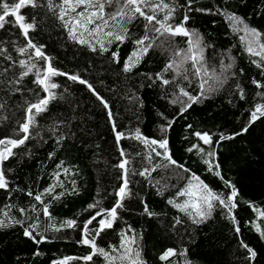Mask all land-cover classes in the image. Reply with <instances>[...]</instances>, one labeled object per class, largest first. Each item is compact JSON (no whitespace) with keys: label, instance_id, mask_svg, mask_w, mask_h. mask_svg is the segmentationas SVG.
Here are the masks:
<instances>
[{"label":"trees","instance_id":"16d2710c","mask_svg":"<svg viewBox=\"0 0 264 264\" xmlns=\"http://www.w3.org/2000/svg\"><path fill=\"white\" fill-rule=\"evenodd\" d=\"M164 2L176 9L167 23L175 26L187 14L189 20L184 26L203 38V67L207 69V76L203 70L199 77L194 76L195 69L190 61L183 63L181 75L173 70L164 71L173 60L181 63L183 53L181 56L174 53L187 47V37L183 36L160 37L132 71L125 73L124 64L137 47L134 41L145 35L147 21L142 17L126 25L127 39L123 43L114 40L109 43L111 38H103L107 50H101L100 44L91 38H88L89 44L70 39L60 22L51 14L45 15L44 10H39L37 30L30 33L33 42L43 45V51L52 57L54 68L89 81L109 103L117 131L125 135L119 148H123L129 158L130 169L138 171L160 165L147 179L130 175L131 196L124 200V207L117 210L118 218L113 227L95 237L98 221L103 218L97 217L88 225L87 238L95 237L98 247L118 257L123 249L111 252L110 246L119 248L120 233L136 236L137 243L130 246L135 249L139 245L145 264H264V237L257 231V227L264 231V216L260 215L264 212V117L251 124L246 133L216 143L221 134L227 136L239 132L248 122L255 105L264 104V96L260 95L264 88H257L253 83L264 84V71L252 62L259 61L260 57L248 53L246 45L251 37L234 30L227 18L228 14L235 13L249 27L264 33V0H192L191 10L188 0ZM166 12V9L158 11L157 19L163 20ZM157 35L149 32L152 38ZM0 40L6 42L4 46L14 59H27L13 50L14 46L26 43L18 29L6 25L0 30ZM93 46L96 51L92 50ZM113 52L118 53V63L112 57ZM228 64H232V68L224 71L222 65ZM5 66L7 62L0 57V68ZM13 71L19 73L21 69L16 67ZM157 73H162L165 79H174V83L162 86L159 80L153 83L147 78H155ZM213 74L221 80L227 77L222 86L209 79ZM32 79L31 76L25 78L23 86L35 89ZM52 79L60 85L55 90L58 96L64 98L53 101L48 111L37 117L39 126L31 130L34 138L14 149L17 155L3 163L9 187L8 190L0 189V220L9 226L0 227V264H61L62 259L66 260L65 264H106L99 255L93 256L92 261H84L82 257L90 254L92 249L81 241L85 222L97 211L111 209L118 199L116 192L122 183L121 170L115 166L121 157L115 134L107 111L84 85L66 76ZM201 79L208 80L205 90L210 85L216 90L206 91V99L193 104L181 115V104L170 103L174 94L179 95L177 85L197 95ZM241 89L243 99L240 98ZM3 95L0 92V96ZM133 96H138L139 100L130 99ZM26 99L34 100L35 97L29 92L11 97L9 103L13 108L7 113L10 119L0 122V138H19L15 131L16 121L23 118V111L16 105L23 104ZM160 113L168 120H174L166 132L160 131V126L166 124ZM61 121L59 131L53 135L49 129ZM136 129L148 138L166 137L169 153L183 168L170 165L155 153H151L149 164L144 157L151 149L134 138ZM196 132L208 133L213 144L205 145L194 135ZM61 134L65 139L57 144L56 137ZM193 145H199L204 152L196 148L188 151ZM156 150L163 152L158 147ZM209 151L215 155L208 156ZM50 153H54L51 158ZM206 160L211 162V171ZM217 171L219 176L215 174ZM193 174L222 198L230 194L229 184L234 185L238 192L237 206L229 212L228 208L213 201L209 219L193 224L186 213L169 203V200L190 203L196 199L195 196L178 195L190 182L197 183L191 180ZM53 185L56 187L51 194L45 192ZM29 192L33 195L29 196ZM40 194L42 203L34 199ZM141 201L155 215L145 214ZM45 205L50 216L44 215ZM20 209L26 211L21 213ZM5 211L8 217L3 216ZM230 216H234L235 221ZM177 218L181 220L180 224H175ZM15 220L22 223H12ZM67 221H74V226H67ZM33 224L35 230L29 227ZM237 226L239 233L235 231ZM25 228L37 239L41 236L47 239L37 244L24 236ZM125 240L127 244V237ZM241 241L256 251L254 260L246 258L248 253ZM168 249H175L177 255L161 260V255ZM185 250L186 254L181 255ZM115 264H128V261L117 259Z\"/></svg>","mask_w":264,"mask_h":264},{"label":"snow or ice","instance_id":"6c2138e0","mask_svg":"<svg viewBox=\"0 0 264 264\" xmlns=\"http://www.w3.org/2000/svg\"><path fill=\"white\" fill-rule=\"evenodd\" d=\"M192 0H188L189 10H191L190 5ZM167 10L163 20L157 19V13L161 10ZM27 10V11H25ZM39 10H44L45 15L51 14V16L60 22V25L67 30L68 37L74 41H77L80 44H89L90 41L88 38L96 40L100 44L101 50H107L104 48L103 38H111L108 40L109 43L112 41H118L123 43L127 39L128 29L127 24L132 23L134 20L142 17L147 21L145 24V35L138 38L134 41L137 45L135 51L128 57L127 61L124 64L123 71L128 73L140 62V60L148 54L149 50L155 45V41L160 37H176L184 36L187 37L188 48L186 50L180 49L175 51V56H181L183 53V59L181 63L177 64L175 60L165 66L164 71L173 70L177 75H181V69L185 61H191L192 67L195 69L193 72L194 76H200L201 71L203 70L204 75H208L207 69L203 67L204 65V45L203 38L194 31H189L184 25L188 22L189 16L185 14L180 23L173 26L170 23H167L173 18V14L176 11L175 8H170L164 0H160L159 3L155 0H13L12 3L6 2V0H0V30L5 29L6 25H10L13 28L19 30V35L24 38L26 43L23 46H14L13 50L20 57H27V59H14L11 52L8 48L5 47V41L0 40V57L7 62V66L0 68V92H3L4 95L0 96V122L7 121L10 119V116L7 114L12 111L13 105L9 103L12 96L17 94L23 96L25 92L32 93L35 97L34 100H25L23 104L16 105V107L22 109L23 118L17 120V128L15 129L18 139H13L10 137L0 138V189L8 190L9 182L5 175L3 168V163L9 158L17 155L14 149L19 148L25 143L33 139L32 129L38 127L37 117L41 114L48 111L49 105L57 100L63 99L62 95L57 94L56 89L60 88V85L53 81V77L56 76H66L69 80L78 82L81 85H84L88 91H90L96 99L100 102L103 108L107 111V117L109 122L112 124V131L115 134V141L119 148L120 141L125 138L124 133L117 131V125L113 118V112L109 106V103L102 97L94 88V86L89 83V81L81 78L78 75H70L65 72H60L58 69L52 66V57H49L43 51V45H37L33 42L30 33L35 32L39 26V21L37 16L40 14ZM196 11L207 12L210 10L206 9H196ZM151 13V14H149ZM228 20L234 26V30L243 31L246 36L251 37L248 40L246 48L249 54L252 56L260 57L259 61H252L256 64L258 68H261L264 71V42H262V37L264 33L259 32L255 28L249 27L242 17L237 16L235 13L228 14ZM157 25H159L157 27ZM151 26V27H150ZM242 26V27H241ZM149 32H155L158 34L155 38L149 36ZM242 39H244L242 37ZM14 43V42H13ZM93 51H96L95 46L92 47ZM112 57L115 62H119L118 53L113 52ZM40 62H43L42 64ZM197 65H200L199 67ZM19 67L21 71L15 73L13 69ZM224 71H228L232 68V64L222 65ZM186 71V70H185ZM242 71V70H241ZM11 73V75H9ZM235 75V73H232ZM33 77L32 83L36 86L35 89L25 88L23 82L27 77ZM149 80H152L153 83L156 80H159L162 86H167L171 83H174L173 80L165 79L162 73H157L155 78L152 76L147 77ZM184 79H188V76H184ZM209 79L214 80V82L222 86L224 80L227 79L225 76L223 80L219 76L213 74L209 76ZM256 84L257 88H264V84H261L259 81H253ZM205 84H208V80L201 79L199 84V93L197 95H192L190 92L185 90L183 87L179 88V95L174 94V98L170 100V103L176 104L180 103V114L182 115L193 104L200 103L202 99H206V91L212 92L216 89L211 85L207 90H205ZM151 86V85H149ZM239 88V85H237ZM67 91V89H65ZM260 95L264 96V93ZM181 97L186 99H181ZM240 98H244L243 90H240ZM130 99L139 100L138 96H133ZM142 106V105H141ZM14 114V113H13ZM162 119L166 121V124L160 126L161 132H166L171 128L174 120H168L163 113L159 114ZM264 117V104H256L254 110L251 111L248 122L241 128L239 132H236L232 135L221 134L220 141L226 139H233L235 136L242 135L249 130L251 124H253L258 119ZM63 123L57 122V125L53 128H50L49 131L53 135L59 131V124ZM188 127H191L189 125ZM39 135V133H37ZM199 140L203 141L205 145H212V137L208 133H194ZM134 138L138 141H141L146 147L151 149V152L147 154L144 159L151 164L152 155L155 153L156 156L163 157L167 160L170 165H174L180 168H183V165H178L177 161L174 160L171 154L168 151V139H153L148 138L142 135L139 129H136ZM43 139V137H41ZM65 139L63 134L56 137V143L60 144L61 141ZM155 146V147H154ZM163 149V152L157 151L156 148ZM193 148H196L199 152H204V149L199 147V145H193L192 148H189L188 151H192ZM120 162L115 166L121 170L120 180L122 181L116 195L118 197L116 203L111 209L100 210L91 216L84 225V237L81 243L91 247L92 251L90 254L82 257L84 261H92L93 256H102L106 264H115V261L119 259L120 261H128V264H145L143 261L139 245L133 249L130 245L137 243L136 236H128L126 232H121V243L119 248L115 245H111V252H118L123 249V252L120 256H113L109 251H106L104 248H100L95 243V237H98L106 229L113 227L114 221L118 218V209L124 207V200L131 196V189L129 185L131 183L129 177L138 175L140 177H145L146 179L151 176L153 172L156 171L157 167H143L140 170L130 169V160L127 157L123 148H119ZM54 155L50 153L49 156ZM208 156H214L215 153L209 151ZM205 163L209 164V170H212L211 162L206 160ZM58 167H60L58 165ZM218 169L219 165H215ZM187 171V169H184ZM8 171H12L9 169ZM65 172L68 170L65 169ZM217 176L220 175L219 171L215 173ZM57 173V177H58ZM191 180L196 181L197 183L193 185L191 182L188 185V188L184 191L178 193L180 196H195L196 199L193 202H185L183 204L176 203L175 201L169 200V203L172 204L175 208L179 209L181 212L186 213L192 220L193 224L204 223L209 219L211 210L213 208V201L218 202L221 206L228 208L229 212L234 209L237 205L235 199L238 195V192L234 185H230L231 192L227 195L226 198H222L220 195L214 194L212 190L200 181V178L195 174L192 175ZM157 183H159L157 181ZM228 184L229 182H225ZM56 185L50 186L45 192L51 194L54 191ZM195 188V191L193 189ZM29 196H32L33 193H27ZM34 199L36 201H42V194L35 195ZM144 203L143 201H141ZM89 207H96V205H90ZM191 209V211H189ZM21 213H24L25 209L19 210ZM45 216H50L48 207L45 205L43 209ZM144 213L152 216L155 215L152 213L148 205L144 203ZM3 216L8 217V213L5 211L2 213ZM261 216H264V212L260 213ZM97 217H103L98 221V227L95 229V237L92 240L87 238L88 225L92 224ZM231 220L235 221L234 216L229 217ZM15 224H21L19 220L12 221ZM181 220L177 218L175 224H180ZM74 221H67V226H74ZM9 224H6L4 220H0V227H8ZM175 226V225H173ZM30 228L35 230L36 225H30ZM59 230V229H57ZM131 232V228L128 230ZM237 233L240 232V228L237 226L235 228ZM257 231H260L261 236L264 237V231H261L257 227ZM24 236L29 237L35 243L39 244L42 241L46 240L47 237L41 236L40 239H37L33 235V232L28 228L24 230ZM127 237V244L125 238ZM241 246L246 249L248 260H254L256 258V251L250 248L247 244L241 241ZM181 255L186 254V250ZM177 255L175 249H168L163 255H161V260H166L170 256ZM65 264V262H61Z\"/></svg>","mask_w":264,"mask_h":264},{"label":"rangeland","instance_id":"374dc122","mask_svg":"<svg viewBox=\"0 0 264 264\" xmlns=\"http://www.w3.org/2000/svg\"><path fill=\"white\" fill-rule=\"evenodd\" d=\"M176 37H177V36H176ZM176 37H174V38H176ZM183 37H184V36H183ZM163 38H165V37H163ZM168 38H170V37H168ZM172 38H173V37H172ZM187 39H188V38H187ZM187 48H188V44H187V47H186L184 50H186ZM203 53H204V52H203ZM203 56H204V54H203ZM186 62H189V61H185V63H186ZM190 62H191V61H190ZM191 64H192V63H191ZM63 260H65V259H62V261H63ZM65 261H66V260H65ZM65 261H64V262H65Z\"/></svg>","mask_w":264,"mask_h":264},{"label":"built area","instance_id":"2783aa9c","mask_svg":"<svg viewBox=\"0 0 264 264\" xmlns=\"http://www.w3.org/2000/svg\"><path fill=\"white\" fill-rule=\"evenodd\" d=\"M65 260H63V262H64ZM66 262V261H65Z\"/></svg>","mask_w":264,"mask_h":264}]
</instances>
